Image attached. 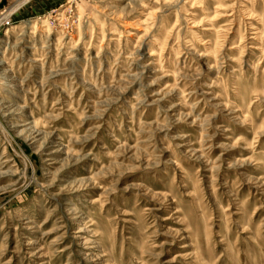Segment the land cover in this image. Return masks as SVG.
Segmentation results:
<instances>
[{
    "label": "rangeland",
    "instance_id": "1",
    "mask_svg": "<svg viewBox=\"0 0 264 264\" xmlns=\"http://www.w3.org/2000/svg\"><path fill=\"white\" fill-rule=\"evenodd\" d=\"M0 264H264V0H0Z\"/></svg>",
    "mask_w": 264,
    "mask_h": 264
}]
</instances>
